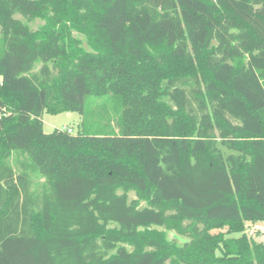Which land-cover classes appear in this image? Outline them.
I'll list each match as a JSON object with an SVG mask.
<instances>
[{"label":"trees","instance_id":"16d2710c","mask_svg":"<svg viewBox=\"0 0 264 264\" xmlns=\"http://www.w3.org/2000/svg\"><path fill=\"white\" fill-rule=\"evenodd\" d=\"M106 93L117 133L43 132ZM256 221L264 0H0V264H264L212 232Z\"/></svg>","mask_w":264,"mask_h":264},{"label":"rangeland","instance_id":"374dc122","mask_svg":"<svg viewBox=\"0 0 264 264\" xmlns=\"http://www.w3.org/2000/svg\"><path fill=\"white\" fill-rule=\"evenodd\" d=\"M18 18L20 19V17ZM21 21L24 24L26 23L23 19ZM64 23L65 26H69L73 38L80 43L86 41V35H83L79 28H71L68 22ZM27 25L31 31L39 35L50 29H55L50 22L42 18H38L33 23ZM39 67L40 64L38 63L35 65L34 70L37 71ZM122 109L120 99L111 93L92 96L86 99L82 115L76 112H65L57 115L44 114L42 117V130L45 134L54 132L64 133L66 130H70V134L68 135L71 136L94 134L101 136L117 133V123L121 119ZM11 164L14 166L12 158ZM42 183L43 179L36 177L33 180L31 190L39 193ZM226 231L227 227L224 226L212 232H223L225 237L233 239L243 236L252 244L264 245V221L244 222L243 229L240 232L226 234ZM164 236L167 240L177 239L180 244L184 241L182 238H178L173 232H166Z\"/></svg>","mask_w":264,"mask_h":264},{"label":"built area","instance_id":"2783aa9c","mask_svg":"<svg viewBox=\"0 0 264 264\" xmlns=\"http://www.w3.org/2000/svg\"><path fill=\"white\" fill-rule=\"evenodd\" d=\"M65 132H67L68 134H70V130H66Z\"/></svg>","mask_w":264,"mask_h":264}]
</instances>
